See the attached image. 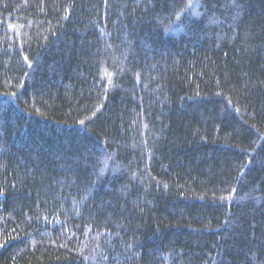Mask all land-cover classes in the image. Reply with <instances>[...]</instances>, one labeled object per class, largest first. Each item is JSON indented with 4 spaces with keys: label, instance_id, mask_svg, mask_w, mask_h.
Segmentation results:
<instances>
[{
    "label": "trees",
    "instance_id": "16d2710c",
    "mask_svg": "<svg viewBox=\"0 0 264 264\" xmlns=\"http://www.w3.org/2000/svg\"><path fill=\"white\" fill-rule=\"evenodd\" d=\"M0 264H264V0H0Z\"/></svg>",
    "mask_w": 264,
    "mask_h": 264
}]
</instances>
